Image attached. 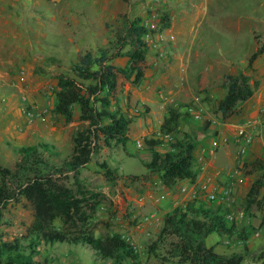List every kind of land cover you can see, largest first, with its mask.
Returning a JSON list of instances; mask_svg holds the SVG:
<instances>
[{
  "label": "rangeland",
  "instance_id": "1",
  "mask_svg": "<svg viewBox=\"0 0 264 264\" xmlns=\"http://www.w3.org/2000/svg\"><path fill=\"white\" fill-rule=\"evenodd\" d=\"M202 1L194 0L193 4V0H15L16 4L0 15V164L14 168L17 147L43 141L56 145L59 153L54 158L56 162L71 155L73 133L81 128L79 110L71 122L53 111L58 75L77 77L73 64L80 55L100 48L113 51L122 37H125L123 51L131 50L132 38L127 35V29L133 22L158 24L147 41L150 45L177 40L174 31H159L162 12L168 13L171 25L178 29L190 24L182 32L184 40L190 39L194 30L203 34L207 17L203 16ZM227 3L234 11L260 16L257 20L248 21L244 17L240 21L244 23L245 34L241 41L231 38L222 41L232 50L228 53L236 56L233 62L214 64L210 73L198 79L197 72L209 65L205 57L192 56L185 69L187 62L174 63L172 57L162 56L154 47L144 63L146 80L140 86L120 76L119 103L128 116L133 115L127 145L100 150L81 171L82 186L76 184L72 175L59 180L82 201L81 213L73 221L57 222V226L76 234L83 231H91L95 236L122 233L131 237L143 264H177L173 259L162 260L148 253L149 244L157 240V252L167 258L177 242L172 235H161L165 214L188 202L196 206L215 203H205L204 192L198 187H195L198 199L186 197L180 188L188 180L168 187L158 173L150 172L144 163L150 157L146 140H158L160 150L166 151L177 138L187 134L196 141L195 155H198L202 149L210 148L213 140L226 137L227 141L215 150L222 168L219 177L227 175L234 181L227 200L231 206H225L224 213L230 225L246 230L249 237L246 247L243 240L217 234L210 235L207 244H217L222 253H242L245 257L241 264H264V189L260 195L262 204L254 205L249 211L245 209L251 183L263 170L249 174L250 166H243L257 159L264 162V51L255 60L253 69L248 66V58L256 49L255 42L258 46L264 45V0H227ZM250 27L253 39L248 34ZM196 49L210 57L219 50L203 44ZM126 61L127 56L113 60L121 67ZM230 72L251 75L252 86L255 80L260 83L253 97L238 103L233 115L225 119L217 113L216 103L226 94L225 76ZM136 109L145 114L134 117L140 115ZM171 111L183 116L179 118V126L170 124L173 129L170 139L165 137L167 131L162 124ZM248 121H252L248 127L252 142L243 151L238 127ZM103 162L111 169H118V177L107 178L98 165ZM195 168H199L196 162ZM230 214L233 220L227 217ZM33 220V205L20 196L2 210L0 234L9 241L26 235ZM67 250L66 245H57L52 256H60L63 264H68L74 256L62 257ZM76 253L77 264H95L81 248ZM36 259L43 260L40 256ZM51 263L58 264L57 260Z\"/></svg>",
  "mask_w": 264,
  "mask_h": 264
},
{
  "label": "trees",
  "instance_id": "2",
  "mask_svg": "<svg viewBox=\"0 0 264 264\" xmlns=\"http://www.w3.org/2000/svg\"><path fill=\"white\" fill-rule=\"evenodd\" d=\"M159 21V31L170 26L167 12L161 13ZM149 32L154 33V30L148 29L145 24L133 22L127 29V35L132 38L131 50L123 51L125 37H122L113 51L100 48L80 55L73 64L77 77L58 75L53 111L71 122L77 115V108L79 110L81 128L73 133L71 155L56 162L54 158L59 155L56 145L43 141L17 147L14 168L0 164V221L2 210L20 196L34 207V220L26 235L9 241L0 234V264H52L55 260L63 264L60 256H52L53 248L62 244L68 249L62 257L74 256L68 264H77L76 252L79 248L89 254L95 264H143L141 254L122 233L95 236L91 231H83L76 234L63 230L57 226V222L73 221L81 213L82 201L72 189L62 186L59 180L72 175L76 184L82 186L79 175L100 150L114 145H127L133 115L128 116L119 103V79L123 76L135 86H140L146 80L144 63L150 46L145 36ZM263 51L264 45H261L250 55L249 68H254L255 60ZM122 56H127L123 67L113 62ZM225 77L226 94L216 103V111L226 119L233 115L238 103L253 97L260 81L255 80L252 86L251 75L245 73L227 74ZM148 111L149 108H146ZM138 112L140 115L134 117L145 114L140 110ZM180 116L183 115L171 111L169 116H165L162 128L167 133L172 132L170 124L179 126ZM185 135L171 143V148L166 151L160 150L161 142L158 140H146L150 157L144 163L150 172L158 173L168 187L183 180L193 184L199 175V169L195 168L196 141ZM98 165L107 178L118 177V169H111L106 162ZM243 166H250L247 171L249 174L263 170L252 181L245 197V209L249 211L254 205L262 204L260 195L264 189V162L257 159ZM212 234L243 240L245 247L249 237L246 230L230 225L221 209L188 202L176 206L164 216L161 235L177 238L169 257H161L157 252V240L149 244L148 253L162 260L173 259L177 264H241L245 257L242 253H222L216 249L217 244H207ZM36 256L43 260H37Z\"/></svg>",
  "mask_w": 264,
  "mask_h": 264
},
{
  "label": "crops",
  "instance_id": "3",
  "mask_svg": "<svg viewBox=\"0 0 264 264\" xmlns=\"http://www.w3.org/2000/svg\"><path fill=\"white\" fill-rule=\"evenodd\" d=\"M170 3L172 4V2ZM14 4H16L15 0H0V15H5L7 13L6 11L10 9ZM172 5L174 6V4ZM200 5L203 6V16L207 17L206 21L204 22L206 30L203 34H200L198 30H194L193 34L191 35V38L184 40V34L182 32L186 29H189L191 27L190 24L187 23L186 26L178 29V26L171 25L170 21V26L166 29L174 31L177 34V40L173 41L172 39H170L167 41V43L165 41L159 42L157 41L159 40V36H157V42H155L154 45H150L148 43L150 49L155 47L154 49H156V51H158L162 56L166 55L168 56V58L172 57L174 63H178L181 61L182 64H185L183 62H187L185 64V69L186 66L188 67L192 56L196 55L197 57H205V61L209 63V65L203 67L197 72L198 79L203 78L206 73H210L212 67L215 66L214 64H220L221 61L229 63L233 62V58L236 56L233 53H228L232 50L226 48V44H222V41H227V38H231L232 41H241L245 38V34L243 31L244 23H240V21L243 20L244 17L247 18L248 21L249 19L257 20L260 17L258 14H255L254 16L249 13L238 12L236 10L234 11L232 9H229L227 0H203L202 4ZM173 12L175 11L173 10ZM8 14H10V12ZM262 16L264 17V15ZM164 30L165 29H163L162 32H164ZM248 34H251V37L253 39L251 27L250 32ZM208 42H211L212 45L209 46ZM199 44H203V46H207L208 48L218 47L219 50L217 51V54L213 56L217 57L214 59L213 57L207 55L206 52L203 53L199 49H196ZM255 44L257 49L259 47L258 43L255 42ZM162 48L165 49L164 52L162 51ZM229 59L232 61H230ZM213 60L214 62H212ZM229 74L234 73L230 72ZM239 145L241 146V142ZM198 153V155H195L196 164H198L199 167L198 178L196 182L192 185L189 181L186 184L192 187L196 186L199 189H202V193L204 192V195L202 197L205 203H215L214 206H209L205 204V207H210L211 209L215 210L221 209L224 212L225 206L230 207L231 203H229L227 200V202L220 201L219 199L211 200L208 198V195L209 192H212L214 190H216V192L219 194L220 192H222V190L226 188L228 189L229 187L231 188L234 184V181H231L227 175H222L223 178L219 177L222 168H220L221 166L218 164L219 162L216 159L215 152L212 151L211 145L210 148H204L201 152ZM200 156L204 157L203 162L198 161V158ZM185 196L188 197L186 194Z\"/></svg>",
  "mask_w": 264,
  "mask_h": 264
},
{
  "label": "built area",
  "instance_id": "4",
  "mask_svg": "<svg viewBox=\"0 0 264 264\" xmlns=\"http://www.w3.org/2000/svg\"><path fill=\"white\" fill-rule=\"evenodd\" d=\"M145 26L148 29L155 31V30H157L158 24H156L154 22H146L145 23ZM150 37H151V33L149 32L145 36V40L148 41L150 39ZM137 111H138V109H137ZM196 117H199V115H196ZM250 125H252V121H248L245 125H242V126H239L238 127V136L241 139V141H240L241 142L240 149L243 150V151H245L247 149L248 145L252 142V136H251L250 131L248 130V127ZM165 137L171 139L173 136H172L171 133H166L165 134ZM226 141H227V138L226 137H222V138L213 140V142L211 144L212 151L215 152V150L218 147H220L223 143H225ZM139 145L141 146L142 144L139 143ZM203 160H204V157L203 156H200L198 158V161H200V162H203ZM191 185H192V183H191ZM195 187L196 186H193L192 187V186H189V185H183L180 188V190H181L182 193L186 194L189 199L194 200V199H198L199 198L198 190L195 189ZM204 190H205V188H204ZM229 196H230V188H228V189L226 188V189L222 190V192H220L219 194L217 192H209L208 198L211 199V200L219 199L220 201H226V200H228ZM242 215H243V213H242ZM227 217L229 219H231V220L234 219V216L231 215V214L230 215H227ZM124 237L126 238V240L130 241L133 244L130 236L124 235Z\"/></svg>",
  "mask_w": 264,
  "mask_h": 264
}]
</instances>
